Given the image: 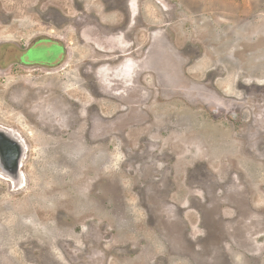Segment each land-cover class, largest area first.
Listing matches in <instances>:
<instances>
[{"label": "rangeland", "instance_id": "374dc122", "mask_svg": "<svg viewBox=\"0 0 264 264\" xmlns=\"http://www.w3.org/2000/svg\"><path fill=\"white\" fill-rule=\"evenodd\" d=\"M0 128V264H264V0H0Z\"/></svg>", "mask_w": 264, "mask_h": 264}, {"label": "water", "instance_id": "95a60500", "mask_svg": "<svg viewBox=\"0 0 264 264\" xmlns=\"http://www.w3.org/2000/svg\"><path fill=\"white\" fill-rule=\"evenodd\" d=\"M23 157L24 148L21 142L0 128V175L16 185L20 183Z\"/></svg>", "mask_w": 264, "mask_h": 264}, {"label": "flooded vegetation", "instance_id": "af4514ba", "mask_svg": "<svg viewBox=\"0 0 264 264\" xmlns=\"http://www.w3.org/2000/svg\"><path fill=\"white\" fill-rule=\"evenodd\" d=\"M41 43H45V42L36 41L32 45H29L28 48L22 52V54L18 58L20 66L27 67L30 65H45L46 61H49L48 60L49 58L54 57L55 49L50 46L46 47L44 45H39ZM106 93H110V92H106ZM108 99L111 100L110 97H108Z\"/></svg>", "mask_w": 264, "mask_h": 264}, {"label": "bare ground", "instance_id": "6f19581e", "mask_svg": "<svg viewBox=\"0 0 264 264\" xmlns=\"http://www.w3.org/2000/svg\"><path fill=\"white\" fill-rule=\"evenodd\" d=\"M143 22V21H142ZM147 26V25H146ZM151 32V31H150ZM152 58V57H151ZM242 76V75H241ZM150 99V98H149ZM139 103V102H138ZM245 104V103H244ZM135 109V108H134ZM134 109H133V111H134ZM260 110V109H259ZM132 112V111H131ZM140 117H141V114H140ZM137 118H138V116H137ZM131 119H132V116H131ZM128 120H130V118L128 119ZM132 120H134V119H132ZM135 121V120H134ZM129 122V121H128ZM131 122V121H130ZM129 124V123H128ZM256 129H257V127H256ZM264 129V128H263ZM253 131H254V129H253ZM257 132H258V130H257ZM264 132V131H263ZM252 135V134H251ZM249 139V138H248ZM238 145V144H237ZM262 148V147H261ZM261 153V152H260ZM255 158V157H254ZM254 168H255V166H254ZM254 168H253V170H254ZM252 169V168H251ZM236 171V170H235ZM257 182V181H256ZM232 192V191H231ZM254 202V201H253ZM254 203H256V201L254 202ZM259 203V202H258ZM253 204V203H252ZM257 204V203H256ZM258 205V204H257Z\"/></svg>", "mask_w": 264, "mask_h": 264}]
</instances>
